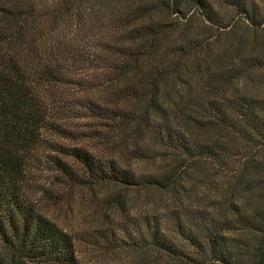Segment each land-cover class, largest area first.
Instances as JSON below:
<instances>
[{"label":"trees","instance_id":"1","mask_svg":"<svg viewBox=\"0 0 264 264\" xmlns=\"http://www.w3.org/2000/svg\"><path fill=\"white\" fill-rule=\"evenodd\" d=\"M82 1L0 0V264H105L84 260L80 244L134 251L129 264L147 252L172 264H263L264 94L230 87L264 83V0H126L118 16L106 0L114 8L85 18ZM156 11L184 24L177 37ZM236 27L257 35L237 31L212 53V38ZM203 52L210 63L191 84L188 61ZM80 120L93 126L77 131ZM80 135L98 150L60 140ZM163 154L170 170L128 167ZM44 157L70 190L161 188L204 165L225 180V198L73 234L40 207L44 192L55 196L30 175Z\"/></svg>","mask_w":264,"mask_h":264},{"label":"rangeland","instance_id":"2","mask_svg":"<svg viewBox=\"0 0 264 264\" xmlns=\"http://www.w3.org/2000/svg\"><path fill=\"white\" fill-rule=\"evenodd\" d=\"M113 5L118 7L115 10V15L118 16L123 9V4H127L126 0H110ZM106 0H89L82 1L77 9L80 11V16L86 17L87 13H92L97 16L102 15L103 12H107L112 6L106 4ZM114 8V6L112 7ZM78 13V12H77ZM113 13V14H114ZM155 17L161 18L165 22L172 23L171 34L173 37H177L183 23L178 21L172 15L168 13H162L156 11ZM71 15L63 16L66 20L72 23L75 16ZM73 17V18H72ZM147 18H143L140 21H146ZM62 20V19H61ZM65 20L62 21L64 25ZM198 23V24H197ZM197 25L200 22L197 20ZM240 28V29H239ZM243 32L248 37L255 39L257 33L246 28L236 27L229 33L225 32L221 35H216L212 38L213 47L212 53H216L220 46L231 41L233 34L236 32ZM81 32L80 34H83ZM255 37H253V36ZM211 59L210 54L203 52L199 55L197 61L196 58H191V62L188 61V72L186 74V80L191 84H195L198 80L200 72L209 65ZM257 75H260L258 73ZM186 85V82H181L177 85V89H181L182 85ZM190 84V85H191ZM236 87L243 89L255 95L264 94V83L250 79H242L236 82L235 86L230 87L235 89ZM73 126L77 131H89L91 122L89 120H80L74 123ZM95 127V126H94ZM200 137L205 139L208 135L202 131L199 132ZM86 136L80 135L70 138H60V140L66 145H84L88 148L98 150L99 142L95 139L85 138ZM61 157V154H60ZM68 159V158H66ZM170 158L166 157V154L158 156L157 158H149L145 160H133L128 167L139 172L153 173L163 166L165 169L170 170L174 165ZM173 164V165H172ZM31 178L34 179L35 185L45 187L53 190L51 193L46 194L41 200L40 207L42 210L52 219L59 223L61 227L74 233L85 231L91 227L97 225L100 222L105 221L108 223V219H120L123 216L134 214H158L175 209H183L186 207L205 206L212 205L213 203L221 202L225 198V180L220 176H213V171L204 165L199 166H183L173 174V180L169 181L166 187H135L126 188L124 186H113L112 184H94L92 187H84L70 190L66 187L65 183L60 179L61 176L51 166L50 159L44 157L40 162H35L32 166ZM43 193V192H40ZM38 193L37 198L42 197V194ZM242 201L244 197L240 198ZM100 200V203L96 205V201ZM82 257L89 262L100 261L105 264H129L137 258L136 252L130 250H121L114 252L103 253L101 250H97L90 244L82 246ZM145 257V262L141 264H172L168 258L160 255L157 252L149 254H141ZM140 256V257H141Z\"/></svg>","mask_w":264,"mask_h":264},{"label":"water","instance_id":"3","mask_svg":"<svg viewBox=\"0 0 264 264\" xmlns=\"http://www.w3.org/2000/svg\"><path fill=\"white\" fill-rule=\"evenodd\" d=\"M263 264H264V259H263Z\"/></svg>","mask_w":264,"mask_h":264}]
</instances>
